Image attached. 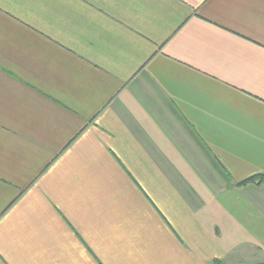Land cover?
<instances>
[{
  "label": "crops",
  "instance_id": "0c3cea01",
  "mask_svg": "<svg viewBox=\"0 0 264 264\" xmlns=\"http://www.w3.org/2000/svg\"><path fill=\"white\" fill-rule=\"evenodd\" d=\"M264 0H0V264H264Z\"/></svg>",
  "mask_w": 264,
  "mask_h": 264
},
{
  "label": "trees",
  "instance_id": "16d2710c",
  "mask_svg": "<svg viewBox=\"0 0 264 264\" xmlns=\"http://www.w3.org/2000/svg\"><path fill=\"white\" fill-rule=\"evenodd\" d=\"M256 183V185H261L263 182H264V175H258V176H255V177H251L245 181H242L240 183H237L236 185L237 186H243V185H246L248 183ZM213 264H222L221 262L215 260L213 261Z\"/></svg>",
  "mask_w": 264,
  "mask_h": 264
}]
</instances>
